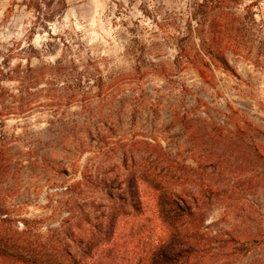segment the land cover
Masks as SVG:
<instances>
[{
    "label": "rangeland",
    "instance_id": "1",
    "mask_svg": "<svg viewBox=\"0 0 264 264\" xmlns=\"http://www.w3.org/2000/svg\"><path fill=\"white\" fill-rule=\"evenodd\" d=\"M128 1L0 0V219L54 239L130 189L148 242L157 186L204 190L216 264H264V0Z\"/></svg>",
    "mask_w": 264,
    "mask_h": 264
},
{
    "label": "trees",
    "instance_id": "2",
    "mask_svg": "<svg viewBox=\"0 0 264 264\" xmlns=\"http://www.w3.org/2000/svg\"><path fill=\"white\" fill-rule=\"evenodd\" d=\"M212 2L203 0L200 6L209 8ZM104 194V202L76 206L80 222L63 221L67 231L72 226L83 230L80 224L85 222L84 233L66 234L62 225L63 231L54 239H31L0 219V264H216L219 250L233 241L220 238L204 226L210 208L199 201L209 195L204 190L190 193L157 186L150 212L156 216L161 234L148 242L138 238L139 227L130 235L124 233L130 219L138 221L143 215L145 207L138 191L109 187ZM232 255L229 251L223 258Z\"/></svg>",
    "mask_w": 264,
    "mask_h": 264
},
{
    "label": "crops",
    "instance_id": "3",
    "mask_svg": "<svg viewBox=\"0 0 264 264\" xmlns=\"http://www.w3.org/2000/svg\"><path fill=\"white\" fill-rule=\"evenodd\" d=\"M138 2H135V0H130L128 2H126V6L128 7H134L138 12H142L141 10V6L144 4H147L149 8H152L153 5L155 4L153 0H137ZM145 1H147V3H144ZM143 2V4H141ZM140 9V10H139ZM151 24L149 25L150 28Z\"/></svg>",
    "mask_w": 264,
    "mask_h": 264
}]
</instances>
